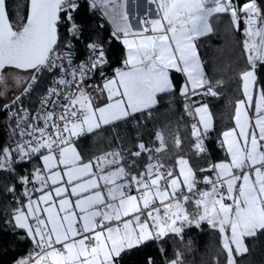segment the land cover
I'll return each mask as SVG.
<instances>
[{
  "label": "snow or ice",
  "instance_id": "1",
  "mask_svg": "<svg viewBox=\"0 0 264 264\" xmlns=\"http://www.w3.org/2000/svg\"><path fill=\"white\" fill-rule=\"evenodd\" d=\"M147 4L155 7L136 16L129 13L128 0H30L26 22L18 17L14 23L7 0H0V69L33 72L25 93L41 73L53 69L60 73L35 116L13 113L14 131L20 139L14 147L0 148V170L12 171L16 159L30 161L38 155L42 161V166L19 177L26 199L17 201L9 223L31 239L34 250L15 264H120L125 255L169 235L182 238L186 227H200L205 221L221 234L230 229L231 237L224 236L223 248L228 264H237L235 254L249 250L244 237L264 230V85L260 81L264 3L247 0L237 6L233 0H147ZM89 9H99L113 23L111 38L122 40L127 49L124 67L116 68L111 77L104 72L109 63L108 40L88 33ZM214 13H230L236 28L242 18L246 25L247 66L239 74L242 95L234 105L235 126L221 133V147L226 146L228 158L196 169L181 156L179 175L158 160L152 163L155 157L151 155L145 170L137 174L126 169L119 152L86 159L73 137L152 109L158 93L176 88L173 70L186 75L181 95L188 96L190 90L192 95L200 94L198 89L205 96L218 95L215 89L222 81L207 77L196 44L199 37L213 31L209 18ZM61 27L67 36H62ZM78 38L84 40L88 56L74 64L70 44L72 40L79 44ZM65 40L66 51L58 53ZM94 73H99L102 85H86ZM53 96L62 97L64 103L51 101ZM100 97L106 102L97 103ZM49 103L54 105L51 110L46 107ZM185 109L193 115L190 105ZM194 113L199 120L191 124L192 148L197 156H204L213 117L206 103L196 106ZM156 138L159 147L149 149L141 142L130 157L161 153L166 147L164 137L158 131ZM180 143L177 137L176 145ZM128 163L131 166L135 160ZM205 171L214 172L215 179L204 176L200 181L198 173ZM202 182L211 187L200 190ZM8 191L14 192L15 187ZM144 264L156 262L148 256ZM168 264H183L181 254Z\"/></svg>",
  "mask_w": 264,
  "mask_h": 264
},
{
  "label": "trees",
  "instance_id": "2",
  "mask_svg": "<svg viewBox=\"0 0 264 264\" xmlns=\"http://www.w3.org/2000/svg\"><path fill=\"white\" fill-rule=\"evenodd\" d=\"M247 0H233L237 6H241ZM83 2V0H82ZM264 3V0H259ZM7 8L10 20L17 22L18 17L23 18L27 14L28 0H7ZM87 30L92 36L99 33L104 36L108 43L105 47L109 63L105 66L104 72L107 77L113 76L116 68L123 66L125 58L124 47L120 40L111 38V28L104 17L91 9L88 10ZM209 22L213 31L196 40L201 60L204 64V72L207 77L215 82L221 80L222 84L215 89L218 95L215 97L205 96L202 90L197 95L186 98L180 93V86L184 77L174 70L171 72L176 88L170 92L159 93L157 103L152 109L141 114H135L124 121L106 125L93 133H86L85 136L76 140L75 145L86 159L103 153L107 149L117 147V142L129 153L138 150V144L143 142L149 149L160 146L156 133H162L165 141V149L161 153L145 152L139 158L130 157L135 160L131 165L134 174L141 171L144 165L149 163V156L155 157L167 168L173 169L176 173L178 159L183 156L189 164L196 169H207L209 164L227 158L226 151L220 144L221 133L233 126L234 105L237 99L241 98V81L239 74L245 69L246 53L243 49L244 24L241 20L239 28H236L231 21L230 13H214ZM62 36H66L64 28H60ZM84 40L79 39L77 49L79 56H84L87 50L84 48ZM51 74H40L38 81L28 91L31 98H35L43 86L49 81ZM261 85H264V74L260 76ZM103 82L99 73H94L92 78L86 81V85H101ZM93 96L97 93L91 88L87 89ZM20 91L7 102L0 103V148L9 146L8 136L4 130V120L7 112L16 106L25 95ZM20 97L15 104L12 102ZM99 98L97 103L103 102ZM195 102V103H194ZM198 103H206L213 117V128L206 138L207 154L197 156L192 148L194 143L191 137L192 115L185 109L188 104L191 107ZM8 105V108L4 106ZM177 137L180 138V145H176ZM34 162L18 165L13 171L0 170V264H15L21 258L27 257L34 250L31 239L25 237L23 231L14 229L9 223L11 211L17 207V201H24L26 198L22 193V184L19 177L33 171ZM211 171L199 172L197 178L201 181L204 175ZM15 187L14 192L8 191ZM189 210L192 206L188 205ZM23 237V238H22ZM244 243L248 252L235 254L237 264H264V230L257 231L256 236L245 237ZM165 249L161 252L160 249ZM177 253L181 254L183 264H228L227 250L223 248L222 234L218 228H213L206 222H201L200 227H186L182 238L169 235L162 242H154L139 252L125 255L120 264H144L146 257H152L156 264H164V260L176 259Z\"/></svg>",
  "mask_w": 264,
  "mask_h": 264
},
{
  "label": "built area",
  "instance_id": "3",
  "mask_svg": "<svg viewBox=\"0 0 264 264\" xmlns=\"http://www.w3.org/2000/svg\"><path fill=\"white\" fill-rule=\"evenodd\" d=\"M88 3H91V0H88ZM92 11L98 12L104 17V15L102 14V12L99 9L92 10ZM242 21H243V18H242ZM245 27H246V25L244 24V29H245ZM78 39H80V38H78ZM66 44H68V40H65V41H63L61 43V46L57 49L58 53H63L64 51H66V47H65ZM70 47L73 49V61H74V64H78L81 61H85L86 60V58L88 56V51L86 52V54L84 56H82V57L79 56V53H78V50H77V42L75 40L71 41ZM65 63H67V62L65 61ZM44 73L51 74V77H50L49 81L43 86V88L40 91V93L35 98H31V96L29 95L31 92L29 94L27 93V95H25V97H23L21 99V101L16 106L12 107L7 112V115H6L5 120H4V130H5V133L8 136L9 146H13L14 147L15 143L20 139L18 133L16 131H14L15 126L17 124V119L13 116V113L14 112H19L20 115H24L26 113L29 116V118H31L32 116H35L37 114V112L42 109L41 101L46 96V90L49 89L50 87H53L54 86V81L59 79V76H60V73H58L55 69H53L50 72H44ZM44 73H41V74H44ZM69 79H70V77H69ZM190 96H191V91L189 92V95L185 96V97L188 99V98H190ZM50 99H51V101H57L58 100L60 104L64 103V100H63L62 97L53 96ZM46 107H47V109L51 110L54 107V105L52 103H49V104L46 105ZM21 109H23L24 111H20ZM56 110L58 112L59 108L57 107ZM193 122H198V121L196 119L192 118L191 124ZM37 123L41 127H43V122L42 121H38ZM85 134H83V135H81L79 137H73L74 143L79 138L85 136ZM205 145H206V139H205ZM117 151L119 153H121L122 156L125 157V160L123 161V164L126 167V169L131 174H134L131 166L128 163L129 158H130V155H129L130 153L127 150H125L123 147H121L118 142H117ZM38 159H39L38 155L33 157L30 161L29 160L21 161L19 159H16V162L13 165V170L18 165H24V164H28L30 162H35ZM151 162L152 163H156V161H151ZM146 165L143 166V168H142L143 171L145 170V166ZM5 171H7V170H5ZM25 175H28V173H25ZM204 176H209L210 178L215 179V173L214 174H212V173L206 174ZM201 181H203V178H202ZM28 187H29V185H28ZM210 187H211L210 185H205L203 182L199 185L200 190H204L205 188H210ZM24 188H25V186L23 185L22 186L23 195H24ZM156 243H158V242H156ZM164 264H168V261L164 260Z\"/></svg>",
  "mask_w": 264,
  "mask_h": 264
},
{
  "label": "crops",
  "instance_id": "4",
  "mask_svg": "<svg viewBox=\"0 0 264 264\" xmlns=\"http://www.w3.org/2000/svg\"><path fill=\"white\" fill-rule=\"evenodd\" d=\"M208 6H211V3L209 2V5ZM149 7H155L154 5H148L147 4V0H128V11H129V13L130 14H133V15H136V16H138V15H143L144 14V12L147 10V8H149ZM104 19L106 20V22L109 24V26H110V28H111V30L113 31V29H114V25H113V23L107 18V17H105L104 16ZM132 23L133 24H135L136 23V20L135 19H133L132 20ZM131 38V37H130ZM120 42L122 43V40H120ZM122 45H123V43H122ZM123 47H124V53H125V58H126V55H127V49H126V46L125 45H123ZM124 58V59H125ZM122 67H124V65L122 66ZM121 67V68H122ZM182 74V73H181ZM114 75V74H113ZM182 76L184 77V81H183V84L184 83H186L187 82V80H186V75L185 74H182ZM103 84V82L101 83V85ZM191 91V90H190ZM198 91H200V89H198L197 90V92ZM159 94V93H158ZM157 94V95H158ZM105 96H106V94H105ZM100 98H102V99H104V101L103 102H106L105 101V98L104 97H100ZM156 100H157V97H156ZM103 102H101V103H103ZM199 104H201V103H198L197 105H195V106H193L192 107V110H193V115H192V117L194 118V119H196L197 121L199 120V117L197 116V115H195V113H194V108L196 107V106H198ZM156 105V104H155ZM154 105V106H155ZM210 110V109H209ZM146 111H148V110H146ZM145 112V111H144ZM211 112V111H210ZM141 113H143V112H137V113H134L133 115H135V114H141ZM132 115V116H133ZM104 126H106V125H103L102 127H104ZM235 126V123H234V120H233V126L232 127H234ZM101 127V128H102ZM231 128V127H230ZM227 130V129H226ZM225 131V130H224ZM221 140H222V136H221V138H220V144H221ZM76 146V145H75ZM224 149H225V151H226V146H224L223 147ZM111 152H118L117 151V147H115V148H112V149H107V150H105V151H103V153H101V154H99V155H96V156H101V155H103V154H105V153H111ZM226 154H227V151H226ZM96 156H93L92 158H94V157H96ZM227 158H228V154H227ZM225 160V159H224ZM220 161H223V160H220ZM220 161H216V162H213V163H217V162H220ZM212 164V163H211ZM35 166H42V161L40 160V159H38V160H36L35 162H34V167ZM34 167H33V169H34ZM143 170L141 169V171L140 172H142ZM212 174H214V172H211ZM176 175H179V165L177 164V166H176V173H175ZM181 179H182V177H181ZM38 186V185H37ZM32 187V185L30 184L29 185V188H31ZM35 195H39V193H37V194H35ZM206 222V221H205ZM207 223V222H206ZM257 231H259V229L257 230ZM224 236H227V237H231V231H230V229H226V231H225V233L224 234H222V240L224 239ZM246 237H248V236H246ZM245 238V237H244ZM234 247V246H233Z\"/></svg>",
  "mask_w": 264,
  "mask_h": 264
},
{
  "label": "rangeland",
  "instance_id": "5",
  "mask_svg": "<svg viewBox=\"0 0 264 264\" xmlns=\"http://www.w3.org/2000/svg\"><path fill=\"white\" fill-rule=\"evenodd\" d=\"M0 76L3 77L0 80V103L9 101L24 86L30 79V72L24 69H16L13 67H5Z\"/></svg>",
  "mask_w": 264,
  "mask_h": 264
},
{
  "label": "flooded vegetation",
  "instance_id": "6",
  "mask_svg": "<svg viewBox=\"0 0 264 264\" xmlns=\"http://www.w3.org/2000/svg\"><path fill=\"white\" fill-rule=\"evenodd\" d=\"M25 18H26V17H25ZM2 70H3V69H2ZM2 70H1V71H2ZM1 71H0V72H1ZM28 71L30 72V78H31V76L33 75V72H31L30 70H28ZM29 80H30V79H29ZM28 83H29V81H28ZM28 83L24 86V88H23L21 91H23V90H25V88H27ZM19 92H20V91H19ZM19 92H18V93H19ZM18 93H17L16 95H18ZM16 95H15V96H16ZM15 96H14V97H15Z\"/></svg>",
  "mask_w": 264,
  "mask_h": 264
},
{
  "label": "water",
  "instance_id": "7",
  "mask_svg": "<svg viewBox=\"0 0 264 264\" xmlns=\"http://www.w3.org/2000/svg\"><path fill=\"white\" fill-rule=\"evenodd\" d=\"M29 5H30V0H28V8H27V14H26V18H25V21L24 22H26V20H27V16H28V13H29ZM2 69H0V71H1Z\"/></svg>",
  "mask_w": 264,
  "mask_h": 264
}]
</instances>
